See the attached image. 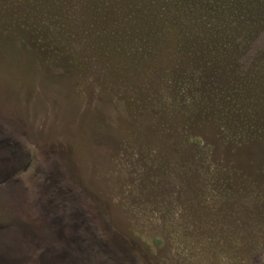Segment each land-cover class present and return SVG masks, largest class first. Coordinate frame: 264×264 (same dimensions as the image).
<instances>
[{"label":"rangeland","instance_id":"obj_1","mask_svg":"<svg viewBox=\"0 0 264 264\" xmlns=\"http://www.w3.org/2000/svg\"><path fill=\"white\" fill-rule=\"evenodd\" d=\"M1 4L0 264H264V34L207 87L162 48L90 51L145 45L109 14Z\"/></svg>","mask_w":264,"mask_h":264},{"label":"trees","instance_id":"obj_2","mask_svg":"<svg viewBox=\"0 0 264 264\" xmlns=\"http://www.w3.org/2000/svg\"><path fill=\"white\" fill-rule=\"evenodd\" d=\"M20 3L39 4L30 11L31 14L24 13L27 18L23 20L29 24L26 26L27 29L33 27L30 19H33L31 16H36L37 12L43 16L45 23L56 16H58L56 18L65 20L68 16H60L59 13L66 10L67 6L77 11L80 9L79 11L88 12V19H92L95 23L106 18L104 16L106 14L110 17H117L123 21L124 27L129 26L131 29L124 32L119 22L109 17L107 19H109L110 27L100 24L99 30L95 33L104 35L110 30L107 34L116 38L126 36L128 39L136 34H144L145 38L140 41V44L145 40V45L128 47L126 42L116 39L113 51L106 50L107 46L104 45V41L102 45L100 41L98 47L91 45L90 51L95 48L94 51H100L102 54H113L120 46L127 48L130 53H134V50L144 52L145 60L152 55L154 58L158 56L157 49L162 48L164 52H159L161 54L169 51L179 56L171 59V69L179 71L180 74L183 72L188 79L191 76L200 75L201 83L208 76L204 85L207 87L212 85L219 71L225 75L224 78L238 72L243 66L237 65L234 61V55L238 53L237 49L243 47L245 51L249 50L254 40L258 39L256 37L264 34V0H20ZM4 6L5 4H1L0 9H4ZM70 18L73 23L79 19L76 16L68 19ZM80 18H82L81 15ZM55 25V23L48 25V29L53 31ZM150 27H154L153 30ZM153 40H162L166 44L157 45L156 48L154 46L156 41L153 42ZM133 62H137V59ZM260 75L264 76V72ZM248 77H251L250 73ZM229 82L231 81L228 80L225 84ZM234 85H236L235 82ZM217 96L215 94L214 97L217 99ZM98 232L102 237H106V229L103 228L102 232L100 230ZM91 237L90 246L92 248L104 246L103 239L101 240L95 232L91 233ZM117 246L114 243V247Z\"/></svg>","mask_w":264,"mask_h":264}]
</instances>
